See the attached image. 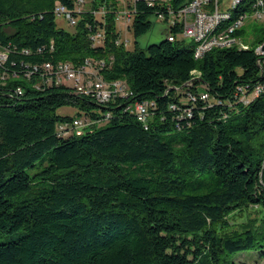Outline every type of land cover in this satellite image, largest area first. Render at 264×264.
Segmentation results:
<instances>
[{"label": "trees", "instance_id": "trees-1", "mask_svg": "<svg viewBox=\"0 0 264 264\" xmlns=\"http://www.w3.org/2000/svg\"><path fill=\"white\" fill-rule=\"evenodd\" d=\"M78 1L0 0V235L22 233L0 243V264H236L231 256L240 252L264 256V222L232 234L216 228L235 210L264 208L256 53L264 27L253 29L256 47L214 49L202 59L194 41L179 37L125 49L115 45L116 0H92L109 11L105 45L95 46L90 31L100 22L89 10L77 13ZM58 5L77 16L74 31L58 27ZM137 10L129 28L136 40L156 20L146 3ZM61 61L104 64V80L126 82L131 94L101 103L93 91L57 84L45 64ZM146 101L142 123L133 106ZM64 107L75 116L60 115ZM75 119L91 124L81 134L58 130Z\"/></svg>", "mask_w": 264, "mask_h": 264}, {"label": "built area", "instance_id": "built-area-1", "mask_svg": "<svg viewBox=\"0 0 264 264\" xmlns=\"http://www.w3.org/2000/svg\"><path fill=\"white\" fill-rule=\"evenodd\" d=\"M238 0H187L181 7L176 8L173 5L174 0H116V10L114 11L115 26L117 32L120 34L115 41V45L128 49L130 46V40L122 37L123 28H129L132 26L135 16L137 15V3L143 2L148 6H152L155 11V18L157 21L163 22L167 29L168 34L175 39L182 38L196 39V37H204V44L201 47H195V58L202 59L208 52L214 49H228L231 46H239V48L250 49V44L242 42H234L226 47H218V39L223 37L224 33L230 29H224L218 37L214 40L205 39V32L208 31V26L211 22L216 21L220 17H226L227 7L230 3ZM76 12L91 11L100 24L96 29L90 31L91 40L95 46H104L106 40L105 26L107 23V15L109 11L105 5L97 6V9L92 8V0H79L77 3ZM76 13V14H77ZM56 18H61L73 27L78 24V18L63 5H58L55 9ZM248 21L252 22H264V0L248 1V12L242 15V19H239V24L233 28H240V31L245 29ZM175 27H180L181 32L178 36H175L172 31ZM4 57V56H2ZM98 62L86 61L82 69L74 67L69 62H57L55 65L49 63L45 64L46 70L54 69L55 83H67L76 87L77 93H87L93 91L96 93L98 100L101 103L110 101L113 97L121 96L127 97L131 94L129 85L121 80L106 81L99 74L100 69L104 67V64H100L99 69ZM258 64L264 75V52H260L258 58ZM97 66V67H96ZM102 70V69H101ZM243 91V89H240ZM253 91H263L262 85H256ZM247 95L243 97L246 101ZM202 99H208V94H203ZM151 102H137L133 106L135 117L139 122L147 123L150 114L149 108ZM91 123L83 119H75L71 126L59 125L58 130L62 134H66L71 129L78 134H81L85 128L89 127Z\"/></svg>", "mask_w": 264, "mask_h": 264}, {"label": "rangeland", "instance_id": "rangeland-1", "mask_svg": "<svg viewBox=\"0 0 264 264\" xmlns=\"http://www.w3.org/2000/svg\"><path fill=\"white\" fill-rule=\"evenodd\" d=\"M57 25L60 29H64L66 31H74L75 27L68 24L61 18H57ZM255 27L261 28L264 27V22H252L248 21L245 27V35L241 38V42L244 40L245 43H249L250 47H256L257 44L252 41L254 36L253 29ZM122 37L128 38L130 40L129 48H134L135 43H138L141 46H146L147 44H158L168 37V29L163 22L155 20L153 28L145 34L143 37L139 39H135L134 35L128 31L127 28H123ZM182 40V38H180ZM186 43H191V40H185ZM259 47V46H258ZM257 47V48H258ZM256 48V49H257ZM195 78H199L200 75L194 74ZM183 103H187L186 99H183ZM60 115H69L75 116L76 111L70 107H64L58 110ZM103 125H106L105 123ZM264 222V208L261 206H248L243 209L235 210L231 213L226 221L223 224L218 225L216 228L218 233L220 234H232L235 232H239L244 230L246 227H258L262 225ZM22 234V233H21ZM21 234L16 233L13 235H0V243L7 242L12 238L16 239ZM232 260L236 264H264V256L262 255V251H244L237 253L231 256Z\"/></svg>", "mask_w": 264, "mask_h": 264}, {"label": "bare ground", "instance_id": "bare-ground-1", "mask_svg": "<svg viewBox=\"0 0 264 264\" xmlns=\"http://www.w3.org/2000/svg\"><path fill=\"white\" fill-rule=\"evenodd\" d=\"M244 1L245 0H238V1L230 3L229 7H227L226 17H220L216 21L211 22L210 26H208V31L205 32V39L214 40V38L218 37V35H220L224 29L231 28L230 30H227L226 33H224L223 37L218 39V47H226L228 45H231L233 41L241 42L240 37H237V36L233 37L232 35L236 34L237 31L240 30V28H233V27L238 25L239 19H242V15H245L248 12V11H244L243 13L239 14L237 17H234L235 10L238 9L240 6H243ZM248 1H253V0H248ZM248 1L246 4H248ZM231 18H234V20L230 23H227L229 20H231ZM168 39L172 42L174 41V38L170 36V34H168ZM186 40L194 41L196 43V47H201L202 44H204V37H196V39H186ZM263 46L264 44L256 50V53L259 56H260V52H264ZM259 92L261 91H256L255 95H258Z\"/></svg>", "mask_w": 264, "mask_h": 264}, {"label": "water", "instance_id": "water-1", "mask_svg": "<svg viewBox=\"0 0 264 264\" xmlns=\"http://www.w3.org/2000/svg\"><path fill=\"white\" fill-rule=\"evenodd\" d=\"M263 49H264V46H263Z\"/></svg>", "mask_w": 264, "mask_h": 264}]
</instances>
